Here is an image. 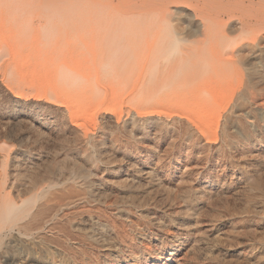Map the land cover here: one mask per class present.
Listing matches in <instances>:
<instances>
[{
  "label": "bare ground",
  "instance_id": "1",
  "mask_svg": "<svg viewBox=\"0 0 264 264\" xmlns=\"http://www.w3.org/2000/svg\"><path fill=\"white\" fill-rule=\"evenodd\" d=\"M247 1L0 0V264L181 259L173 245L142 247L141 231L128 236L111 216L77 206L99 192L91 168L106 148L114 152L117 139L106 142L114 134L182 129L206 136L209 144L218 139L210 119L223 141L232 122L242 129L255 125L233 108L247 93L241 67L249 78L263 62L264 0ZM58 131L80 146L86 168L72 162L39 170L42 158L23 143ZM11 139L22 149H13ZM129 161L131 180L151 173ZM64 189L82 192L57 198ZM77 253L86 258L74 260Z\"/></svg>",
  "mask_w": 264,
  "mask_h": 264
},
{
  "label": "rangeland",
  "instance_id": "2",
  "mask_svg": "<svg viewBox=\"0 0 264 264\" xmlns=\"http://www.w3.org/2000/svg\"><path fill=\"white\" fill-rule=\"evenodd\" d=\"M260 53L263 62L256 65L258 73L254 76L248 78L247 71L241 67L245 72L247 85L244 87H247L248 94H243L233 106L237 113L253 118L255 125L250 124L247 129H242L234 121L231 123V129L229 128V140L227 138L223 141L220 128L215 120L210 119L207 126L211 132L217 134L218 139L209 144L206 142V136L202 137L197 133L196 136L185 134L182 129L156 132L152 128L146 135L141 130H135L131 136L114 134V137H108L106 140L108 145L110 139H117L118 145L113 148L114 152L111 154L110 148H106V154L101 155L102 162L91 168V172L95 174L91 178L96 180L94 187L95 190L99 189V194L95 193L85 203H78L77 208L82 209L84 206V209L94 215L101 212L99 214L111 216L128 236L138 237L140 235L135 232L141 231V238H136L137 244L142 247L173 245L175 253L181 258L174 264H264V51ZM256 61L254 63H257ZM244 87L240 90L244 91ZM51 137L53 138L37 142L30 139L23 143L28 145L30 151L34 149L30 152L31 156L42 158L38 164L39 170L51 166L54 170L66 168L72 166V162L78 167L86 168L87 163L80 157L78 144L67 137L64 138L63 133L59 131ZM7 142L12 144L13 149H22L19 143L12 139ZM65 152L68 153L67 157ZM108 155L111 158L105 160ZM113 157L114 161L111 160ZM127 159L135 161L137 166L145 171L149 169L151 173L148 177L137 173L136 180H131L125 175L130 162ZM75 190L56 191V197L67 199V196L82 192L80 189ZM179 219L183 221H178ZM175 231L176 236L173 235ZM60 244L65 248L63 243ZM81 254L77 253L78 258L75 256L74 260L86 258L85 253ZM40 255L45 257L44 253Z\"/></svg>",
  "mask_w": 264,
  "mask_h": 264
}]
</instances>
